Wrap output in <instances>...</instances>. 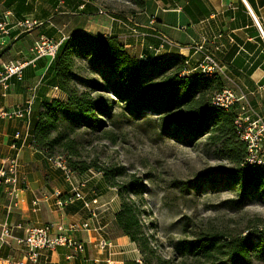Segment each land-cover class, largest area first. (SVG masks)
<instances>
[{
  "label": "trees",
  "instance_id": "1",
  "mask_svg": "<svg viewBox=\"0 0 264 264\" xmlns=\"http://www.w3.org/2000/svg\"><path fill=\"white\" fill-rule=\"evenodd\" d=\"M131 2L140 11L146 0ZM11 3L12 0H4L6 7ZM19 5L15 7L17 12L26 10ZM56 55L41 84L48 89L58 88L66 99L43 97L39 102L38 90L32 106V116L35 105L37 116L29 144L42 153L45 160L63 158L68 169L78 175L92 169L102 174L103 183L116 190L120 202L112 227L135 244L143 264H153L154 259L158 261L151 245L153 241L142 222L146 216L143 183L134 177L119 182L118 179L126 177L123 167L101 169L95 162H72L59 155L79 156L77 133L81 130L100 132L104 126L102 118L114 123L116 115L113 113L117 109L123 118L147 121L153 118V128L160 138L186 147L205 140L215 158L228 166L214 169L200 184L207 182L211 188L229 187L238 196V208L254 197L264 203V166L244 165L246 146L234 126L238 107L225 110L212 104L214 96L224 88L220 77L210 79L199 73L186 74L189 70L185 64L187 60L179 56L158 59L144 54L143 59L135 58L115 35L75 30L59 46ZM80 62L90 72L99 70L105 76L101 81L82 83L84 88L81 89L76 83ZM15 144L20 146L19 142ZM147 228L152 229L153 225ZM175 250L180 257L204 259L211 264L221 261L226 264L264 263V230H255L247 236L205 234L190 242H178Z\"/></svg>",
  "mask_w": 264,
  "mask_h": 264
},
{
  "label": "crops",
  "instance_id": "2",
  "mask_svg": "<svg viewBox=\"0 0 264 264\" xmlns=\"http://www.w3.org/2000/svg\"><path fill=\"white\" fill-rule=\"evenodd\" d=\"M57 1L12 0L6 7L4 0H0V24L7 30L6 34L0 31V71L3 65L12 61L31 62L34 58L31 48L38 37L44 34L56 38L58 31L68 26L66 21H71L69 16H77L78 12L93 14L89 13L88 0H61L62 4H57ZM18 4L26 10L17 12L15 7ZM81 5H85V8ZM25 18L41 21L45 25L24 31L17 24ZM112 21L108 35L117 36L127 52L135 58L144 54L158 59L179 56L189 60L188 68L193 70L200 58V51L209 52L224 71L220 76L224 83L223 89L245 94L264 116V37L256 25L257 22L264 31V0H146L143 10H136V13L124 17L122 21ZM150 21L153 24L150 25ZM77 31L104 34L81 28ZM142 34H147V37H142ZM150 46L154 50H150ZM51 62L44 58L38 59L26 67L22 80L13 77L6 84L0 82V111L21 107L27 100L29 89L42 79ZM38 90L39 102L43 97L53 98L49 89L42 84ZM56 99L66 98L60 92ZM36 109L35 105L33 116L27 122L26 119H0V157L12 154L16 133H31L36 121ZM18 147L21 178L27 188L21 194L22 202L17 208L11 207L7 197L0 195V224L15 226L61 222L67 226L88 222L90 230L74 235L86 246L85 260L67 261V250L59 249L49 255L50 264H104L108 254L99 251L98 243L111 240L108 239V228L113 225L114 215L120 207L116 190L108 188L102 178L100 194L89 186L85 189L87 201H92L94 197L97 199L95 206L99 209L95 219L91 218L80 202L58 210L53 199H49L42 201L37 212H33L31 202L35 197L51 195L55 190L67 193L65 181L60 171L49 167L42 153L31 148L29 140ZM108 190L112 193H108ZM126 247L136 250L135 244L129 240L122 244L115 242L112 258L127 259ZM13 251L7 247L1 248L0 256L6 257ZM14 256L18 257L17 253ZM132 262L136 264L135 255ZM125 263L129 264L128 261Z\"/></svg>",
  "mask_w": 264,
  "mask_h": 264
},
{
  "label": "rangeland",
  "instance_id": "3",
  "mask_svg": "<svg viewBox=\"0 0 264 264\" xmlns=\"http://www.w3.org/2000/svg\"><path fill=\"white\" fill-rule=\"evenodd\" d=\"M87 3L90 6L89 13L93 14L78 12L77 16H69L71 21H66L68 26L61 30L62 33L68 36L81 28L108 35L112 19L122 21L137 10L131 0H88ZM100 11L102 14H99ZM77 65L76 83L81 89L84 88L82 83L88 80L101 81L105 76L99 70L90 72L87 67H82V62ZM120 112L117 109L113 113L116 115L114 123L102 118L104 126L100 132L81 130L77 133L79 156L71 157L68 153L59 155L72 162H95L101 169L123 167L126 177L118 179L119 182H127L134 177L143 183L146 188L143 196L146 216L142 222L153 241L151 245L158 258V261L153 260V264H211L204 259L180 257L175 250L176 244L190 242L210 233L219 237L227 234L247 236L255 230H264V203L257 197L244 201L243 207L238 208V196L229 187L221 185L211 188L207 182L200 184L214 169L228 166L226 162L215 158L213 149L208 147L205 140L186 147L173 140L160 138L158 131L153 128V118L148 121L133 120L123 118ZM73 174L74 181L85 183L83 193H87L85 189L90 187L100 194L102 174L96 169L84 175ZM64 185L68 191L65 182ZM108 193L112 192L108 190ZM149 224L153 225L152 229L147 228ZM108 239L114 244L128 241L114 231L112 225L108 228ZM126 249L128 260L112 258L116 264H124L125 261L134 264L133 255L135 260L140 259L143 263V258L136 253L137 249ZM214 264L226 263L221 261Z\"/></svg>",
  "mask_w": 264,
  "mask_h": 264
},
{
  "label": "built area",
  "instance_id": "4",
  "mask_svg": "<svg viewBox=\"0 0 264 264\" xmlns=\"http://www.w3.org/2000/svg\"><path fill=\"white\" fill-rule=\"evenodd\" d=\"M59 3L62 4V1L60 0ZM101 12L99 14H102ZM149 23L150 25L153 24L152 21ZM17 25L24 31H31L45 24L41 21L25 18L19 21ZM256 25L262 37H264V31L261 30L257 22ZM0 31L5 34L7 33L3 24H0ZM57 34L56 38L44 34L38 37L31 48V52L34 55L31 62L12 61L3 65L0 71V82L6 84L13 77L22 80L26 67L38 59L44 58L53 61L57 56L59 46L68 39V36L61 31H58ZM141 36L147 37V34H142ZM149 49L154 50L151 46ZM139 58L143 59L144 56L140 55ZM188 61H185L187 67L189 66ZM193 72L214 79L223 75L224 71L212 54L207 51H200V58L196 67L193 70L189 69L186 74ZM41 80L29 89V95L26 97L27 100H25L21 107L11 111L1 110L0 119L8 121L26 119V122L29 121ZM49 91L53 98H56L57 94L60 93L56 87L50 88ZM212 104L225 110L233 106L238 107L234 126L240 137L239 139L246 146L244 165L264 166V116L252 105L245 94H237V92L229 88L223 89L220 93L216 94L212 100ZM14 139L23 146L27 140L30 141L32 139V136L28 132L23 135L16 133ZM12 150V154L0 157V195L7 197L11 207L17 208L22 202L21 194L25 191L27 185L21 178L18 155L19 147L17 144H12ZM46 161H48L47 163L51 169L60 171L69 190L67 193L55 190L51 195H44L42 198L35 197L31 202L32 211L37 212L40 203L49 199H53L55 208L58 210L80 202L82 203V207L89 212L91 218L95 219L99 209L95 206L97 199L94 198L92 201L85 199V193H83L85 183L74 181L75 176L68 169L63 158L53 157ZM90 228L88 222L84 224L71 223L67 226L61 222L31 223L15 226L2 223L0 224V249L7 247L14 251L6 257L0 256V264H40L41 262L43 264H50L49 255L57 252L59 249L67 250L68 254L65 257L67 261L85 260L86 246L82 241L75 238L74 235L80 231H88ZM113 246L114 244L111 241L101 240L98 243L99 251L108 254V258L104 264H116L112 260ZM14 253H17L18 257L14 256ZM94 262L97 261L94 260ZM135 263L143 264L140 259L135 260Z\"/></svg>",
  "mask_w": 264,
  "mask_h": 264
}]
</instances>
